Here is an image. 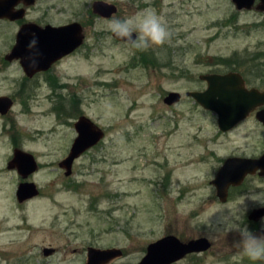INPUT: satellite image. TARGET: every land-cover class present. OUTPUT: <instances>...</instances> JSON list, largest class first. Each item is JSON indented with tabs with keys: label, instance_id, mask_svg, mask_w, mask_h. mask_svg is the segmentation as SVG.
<instances>
[{
	"label": "rangeland",
	"instance_id": "374dc122",
	"mask_svg": "<svg viewBox=\"0 0 264 264\" xmlns=\"http://www.w3.org/2000/svg\"><path fill=\"white\" fill-rule=\"evenodd\" d=\"M107 1L118 12L87 27L86 46L59 67L60 82L105 131L75 161L73 173L66 176L59 166L77 135L63 114L73 113L72 105L54 111L45 89L31 109L21 99L0 116V264H85L90 246L121 248L123 255L108 264H137L148 245L164 236L207 237L208 214L225 203L234 205L240 227L261 231V219L249 218L253 210L240 215L239 209L247 193L264 191V175L249 178L246 189L225 202L210 181L231 155L259 157L264 128L252 112L222 132L217 115L186 93L206 89L201 74L230 71L241 73L248 88L264 90V12L256 5L238 10L232 0ZM92 6L93 0H71L70 18L82 19ZM146 9L171 32L159 57L117 40L108 28L111 20ZM1 36L4 56L9 45ZM147 54L152 61L144 60ZM18 73L15 66L1 72L0 94L14 88L10 80ZM171 91L182 99L168 105ZM19 143L39 163L26 180L40 193L22 203L16 191L24 179L8 168ZM234 238L221 232L209 239V250L175 264H253L238 254ZM45 248L55 251L45 255Z\"/></svg>",
	"mask_w": 264,
	"mask_h": 264
},
{
	"label": "water",
	"instance_id": "95a60500",
	"mask_svg": "<svg viewBox=\"0 0 264 264\" xmlns=\"http://www.w3.org/2000/svg\"><path fill=\"white\" fill-rule=\"evenodd\" d=\"M232 2L238 10H250L254 7L256 0H232ZM257 9L264 11V0H261ZM93 11L100 16L109 18L118 12V6L108 1L97 0L93 3ZM59 31L67 35L68 38L60 42L57 41L54 48L56 53L52 56V60H57L73 52L83 42V34H81L79 23H72L59 28ZM21 33L18 36L17 45L7 58L18 56L17 51L20 46ZM69 36L71 37L69 38ZM115 38L121 42H126L117 37ZM133 38H135V35ZM35 48H37L35 50L39 49L38 46ZM199 78L207 83L206 89L188 91L186 95L193 98L204 109L215 113L218 117L219 129L223 132L233 129L246 119L261 102H264V94L257 88H248L245 79L239 72L205 73L201 74ZM181 99V92L171 91L164 101L168 105H173L180 102ZM10 106L11 104L8 103L5 97L0 99V112L6 113ZM75 127L77 137L71 146L70 153L59 163V166L65 170L66 176H70L73 173L75 160L81 157L88 149L96 146L105 136V131L86 116L82 117ZM8 168L16 169L24 179V181L19 183L16 191V197L20 203L39 195L38 185L33 181L29 182L26 180L39 169V163L34 154L22 149H15L14 156L8 163ZM259 169L261 170L260 175H264V153L259 158H227L219 168L216 177L212 180L220 201H227L228 190L231 185L241 184L248 174H254ZM261 217H264V209H254L249 214V218L255 221H258ZM211 246L212 243L207 237L182 241L175 235H167L150 243L147 247V253L137 264H173L188 254L205 252ZM54 251V248H45L44 254L50 255ZM122 255L123 251L121 248L101 249L90 246L87 250V261L85 264H108Z\"/></svg>",
	"mask_w": 264,
	"mask_h": 264
},
{
	"label": "flooded vegetation",
	"instance_id": "af4514ba",
	"mask_svg": "<svg viewBox=\"0 0 264 264\" xmlns=\"http://www.w3.org/2000/svg\"><path fill=\"white\" fill-rule=\"evenodd\" d=\"M95 1L97 0H93V3ZM103 1H107V0H103ZM70 2L71 0H0V15H2L0 16V34L2 35L1 39H3L5 45H9L8 47L9 51L4 56H0V74L1 72L7 71L10 67L13 66H15L17 71L19 72L17 75L13 76L14 78L12 80H10L12 81L11 85L14 88L10 90V92L0 94V99L5 97L8 103L11 104L9 110L6 113L3 114L2 112H0V116L7 117L9 113L13 110V108L18 103H20L21 99H22L21 104H23L24 107H28L31 109L32 106L36 103V101H39L40 93L46 89L48 90V93L45 96L48 100L53 102L54 111H57L61 104H64L66 107L67 105H72L74 109L73 113H69L67 111L64 112L63 114H65L66 120L68 122L72 121L73 128L75 129V131H76V127H75L76 123L84 116L89 117L93 122H95L93 118L86 115V113L82 110L81 106L80 107L78 106L80 103H82L80 97L76 95H72L71 93L72 91L66 87L65 85L66 83L60 82L61 77H60L59 67L60 65H62L63 61L66 58H68L74 53H77L79 49L86 46L87 44L86 39L88 38L87 30H86L87 27L92 25V23H94V21L97 19L110 20L113 17V15L109 18L100 16L94 13L92 6V9L90 11H87L82 19L72 20L70 18L71 17ZM110 3H114V2H110ZM260 3L261 0H256L255 2L256 8L258 5H260ZM72 23H79L81 26V34H83L82 44L78 46L73 52L62 56L57 60H52L51 59L52 56H54L56 53L54 48L55 45L57 44V41L60 42L63 39L68 38L67 35L60 33L59 28H63ZM20 33H21L20 43H19L20 46L17 51L18 56L14 58H7V56L12 53V50L17 45L18 36ZM97 36L99 37V33H97ZM70 37L71 36H69V38ZM36 46L39 47L38 50H35L37 49L35 48ZM6 78H10V77L6 76ZM5 80L7 81V79ZM259 91L264 94V90L259 89ZM65 92H67L68 95H65ZM60 98H64V100L57 101V99ZM73 98L74 100H72ZM55 100L56 103L59 104L58 107L57 104L55 103ZM32 102L33 104H31ZM77 102H79V104ZM58 111L61 112L60 110ZM252 112L255 113L256 119L258 120L259 124L264 128V102H261L257 106V108ZM75 138L73 139V142ZM94 147L95 146H93L92 148ZM17 148L30 152L28 150H25L22 146H20L19 143L18 145L14 146L13 154L15 152V149ZM263 153H261L259 157H261ZM230 157L243 158L245 156L231 155L227 158ZM259 157L253 156L247 158H259ZM260 171L261 170L259 169L254 174H248L244 178L242 183L239 185H231L228 190L227 199L233 197V194L235 192L238 193L239 191L241 192L245 190L246 189L245 182L249 178L254 177V175L261 176ZM31 176L32 174L29 177ZM212 180L210 181V183L213 185ZM216 195H217V190H216ZM191 254H195V253H191ZM188 255H186L181 260L185 259Z\"/></svg>",
	"mask_w": 264,
	"mask_h": 264
},
{
	"label": "clouds",
	"instance_id": "9594fccd",
	"mask_svg": "<svg viewBox=\"0 0 264 264\" xmlns=\"http://www.w3.org/2000/svg\"><path fill=\"white\" fill-rule=\"evenodd\" d=\"M108 28L111 33L128 42L133 48L146 52L151 50L158 57L161 49L171 39V32L162 17L154 10L146 9L142 13L123 19H113ZM135 35V38H133ZM239 214L254 209H264V191L249 192L242 200ZM237 211L231 203L212 210L207 216L208 239L228 231L234 234L233 246L238 254L249 261L264 264V217H261V231H252L249 227H240L236 223Z\"/></svg>",
	"mask_w": 264,
	"mask_h": 264
},
{
	"label": "trees",
	"instance_id": "16d2710c",
	"mask_svg": "<svg viewBox=\"0 0 264 264\" xmlns=\"http://www.w3.org/2000/svg\"><path fill=\"white\" fill-rule=\"evenodd\" d=\"M145 54H146V53H145ZM147 55H149V57H146V56H145L144 60H145V61H147V60L152 61V60H153L152 56H151L150 54H147ZM230 66H231L232 68L235 67L234 63H231Z\"/></svg>",
	"mask_w": 264,
	"mask_h": 264
}]
</instances>
